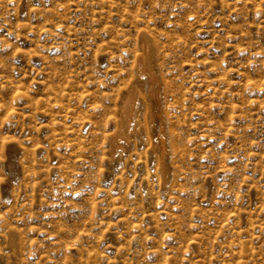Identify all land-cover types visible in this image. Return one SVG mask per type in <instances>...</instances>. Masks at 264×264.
Here are the masks:
<instances>
[{
	"label": "rangeland",
	"instance_id": "rangeland-1",
	"mask_svg": "<svg viewBox=\"0 0 264 264\" xmlns=\"http://www.w3.org/2000/svg\"><path fill=\"white\" fill-rule=\"evenodd\" d=\"M0 264H264V0H0Z\"/></svg>",
	"mask_w": 264,
	"mask_h": 264
},
{
	"label": "bare ground",
	"instance_id": "bare-ground-1",
	"mask_svg": "<svg viewBox=\"0 0 264 264\" xmlns=\"http://www.w3.org/2000/svg\"><path fill=\"white\" fill-rule=\"evenodd\" d=\"M147 33V32H146ZM146 36V34H144ZM147 37V36H146ZM143 43H145L148 47L147 51L142 47V53L138 56V60L140 63V66L138 68L139 70V74L141 76V78L143 79H147V81H149L150 86L155 90L156 86L158 85V81L157 78L155 79L153 72H149L147 66L148 62H151L152 60V54H151V45H150V40L149 38H145L143 37ZM149 40V41H148ZM153 43V42H152ZM154 45V44H152ZM142 46H144L142 44ZM146 47V46H145ZM153 47V46H152ZM151 64V63H150ZM150 67V66H149ZM148 68V69H147ZM153 71V70H152ZM156 76V75H155ZM157 77V76H156ZM146 81V80H145ZM146 81V82H147ZM133 88V87H132ZM131 88V89H132ZM151 88V89H152ZM133 92V90H131ZM139 92V91H138ZM156 92H159L158 90H156ZM129 93V91H128ZM126 99H124V103L123 104V111H122V119L120 121V124L118 126V131L116 130V132L114 134L111 135V145L113 146L112 149L114 150H118V148L121 145V140L125 139L127 137V135H129V133L131 132V130H133L134 128H136L137 122H138V118H137V109L139 107V97L138 94L134 93H129L127 94ZM125 95V96H126ZM154 96V95H153ZM156 97V96H155ZM159 105V104H158ZM151 113V112H150ZM149 115V114H148ZM152 115V114H151ZM160 115V114H159ZM160 117V116H159ZM163 121V119L161 120ZM162 129V128H161ZM134 132V131H133ZM132 133V132H131ZM127 140V139H125ZM164 140V139H163ZM125 142V141H124ZM128 142V141H127ZM163 147V146H162ZM164 148V147H163ZM164 149H162V152ZM163 167V166H162Z\"/></svg>",
	"mask_w": 264,
	"mask_h": 264
}]
</instances>
